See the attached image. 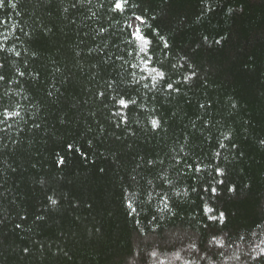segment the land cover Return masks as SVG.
<instances>
[{
  "label": "trees",
  "instance_id": "trees-1",
  "mask_svg": "<svg viewBox=\"0 0 264 264\" xmlns=\"http://www.w3.org/2000/svg\"><path fill=\"white\" fill-rule=\"evenodd\" d=\"M11 2L0 264H264V0Z\"/></svg>",
  "mask_w": 264,
  "mask_h": 264
},
{
  "label": "snow or ice",
  "instance_id": "snow-or-ice-1",
  "mask_svg": "<svg viewBox=\"0 0 264 264\" xmlns=\"http://www.w3.org/2000/svg\"><path fill=\"white\" fill-rule=\"evenodd\" d=\"M10 6L12 8L16 7L15 3H12L11 0H9ZM127 3V0H115V2L112 4V10L113 11H118V12H123L125 10V5ZM4 4V0H0V7H2ZM134 20L139 22V25H143L145 23L143 17L140 16H135L133 17ZM0 23H3V21H0ZM135 39H140L142 40V44L140 47V51L141 52H147L148 48L147 46L151 43V40L147 37H145L142 32H141V28L139 26L136 27V32L133 34ZM165 47L167 48L168 45L165 44ZM132 53H129V55H131ZM17 55H19V53H17ZM151 62V57H149L148 59L144 60L143 63L145 65V70H147L148 72V76L152 79L153 84H155L158 80H163L165 79V73L163 71H159L157 68L153 67L151 69L147 68V65ZM133 67H135V65H133ZM154 74V75H153ZM22 75V73H21ZM191 77H189L190 79ZM4 77L0 76V80H3ZM141 79H145V77H141ZM145 87H148L147 84L144 85ZM167 88L168 89H172L173 88V84L172 83H168L167 84ZM101 96L103 95V93L100 94ZM134 103V102H133ZM119 104L125 108L128 107V104L126 103V101L124 99H120L119 100ZM203 107V105H202ZM12 115H18V113L15 112H8L7 110H5V119H8L10 116ZM152 127L153 129H156L158 127V122L157 120H152ZM71 147V146H69ZM221 147H223V145H221ZM60 163H63V160L61 159ZM151 163V162H150ZM200 169L198 168L197 171H199ZM217 174L220 175V170L217 169ZM220 184H223L224 181L220 180L219 181ZM230 191L232 189H229ZM212 194L214 195L216 193V189L213 188L212 190ZM135 199V193H131L129 199L126 202V207L130 208L131 211L129 212V215H132L133 213L136 212V209L132 206V201ZM52 204H56L55 200L51 201ZM165 207H167V205H165ZM209 211L211 212L212 209L210 208ZM214 219V218H213ZM220 219L223 220V213L220 214ZM139 222V221H137ZM17 227H19V225H17Z\"/></svg>",
  "mask_w": 264,
  "mask_h": 264
}]
</instances>
